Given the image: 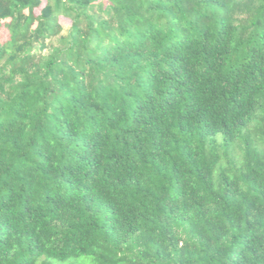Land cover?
<instances>
[{
  "label": "trees",
  "instance_id": "obj_1",
  "mask_svg": "<svg viewBox=\"0 0 264 264\" xmlns=\"http://www.w3.org/2000/svg\"><path fill=\"white\" fill-rule=\"evenodd\" d=\"M0 264H264V0H0Z\"/></svg>",
  "mask_w": 264,
  "mask_h": 264
},
{
  "label": "rangeland",
  "instance_id": "obj_2",
  "mask_svg": "<svg viewBox=\"0 0 264 264\" xmlns=\"http://www.w3.org/2000/svg\"><path fill=\"white\" fill-rule=\"evenodd\" d=\"M60 22L64 26V33H66L71 25V20L62 16L60 17ZM3 38L5 39L6 36H3Z\"/></svg>",
  "mask_w": 264,
  "mask_h": 264
}]
</instances>
